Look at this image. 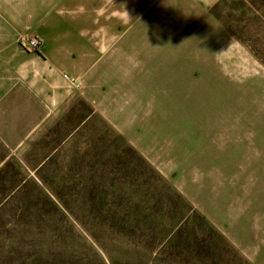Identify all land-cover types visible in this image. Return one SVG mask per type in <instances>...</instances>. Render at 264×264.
<instances>
[{
    "label": "rangeland",
    "instance_id": "1",
    "mask_svg": "<svg viewBox=\"0 0 264 264\" xmlns=\"http://www.w3.org/2000/svg\"><path fill=\"white\" fill-rule=\"evenodd\" d=\"M120 2L52 46L83 75L0 164V264H264V0Z\"/></svg>",
    "mask_w": 264,
    "mask_h": 264
},
{
    "label": "crops",
    "instance_id": "2",
    "mask_svg": "<svg viewBox=\"0 0 264 264\" xmlns=\"http://www.w3.org/2000/svg\"><path fill=\"white\" fill-rule=\"evenodd\" d=\"M196 1L209 6L216 0ZM117 2L0 0V164L20 156L22 147L35 141L77 97V82L83 75L78 65L84 58L68 55L69 47L61 56L52 46L105 43L98 40V29L113 33L118 26L114 15L103 18L100 14H114ZM147 2L121 0L119 11L130 14L138 3ZM26 33L42 38L39 52L21 45ZM88 56L90 60L93 55Z\"/></svg>",
    "mask_w": 264,
    "mask_h": 264
},
{
    "label": "built area",
    "instance_id": "3",
    "mask_svg": "<svg viewBox=\"0 0 264 264\" xmlns=\"http://www.w3.org/2000/svg\"><path fill=\"white\" fill-rule=\"evenodd\" d=\"M22 44L29 50H38L43 45V40L38 35L26 33L23 35Z\"/></svg>",
    "mask_w": 264,
    "mask_h": 264
},
{
    "label": "trees",
    "instance_id": "4",
    "mask_svg": "<svg viewBox=\"0 0 264 264\" xmlns=\"http://www.w3.org/2000/svg\"><path fill=\"white\" fill-rule=\"evenodd\" d=\"M218 16V15H217ZM229 28V30L232 32V33H234V34H236V32H235V30L232 28V27H228Z\"/></svg>",
    "mask_w": 264,
    "mask_h": 264
}]
</instances>
